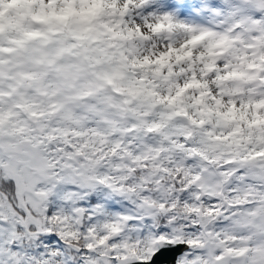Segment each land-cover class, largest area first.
Segmentation results:
<instances>
[{
	"label": "snow or ice",
	"instance_id": "6c2138e0",
	"mask_svg": "<svg viewBox=\"0 0 264 264\" xmlns=\"http://www.w3.org/2000/svg\"><path fill=\"white\" fill-rule=\"evenodd\" d=\"M167 7L169 21L193 9L227 19L221 50L264 18V0ZM50 94L24 93L7 133L0 100V264H264V102L245 105L252 119L234 102L218 126L184 121L169 138L154 117L120 122L106 96L78 107Z\"/></svg>",
	"mask_w": 264,
	"mask_h": 264
},
{
	"label": "clouds",
	"instance_id": "9594fccd",
	"mask_svg": "<svg viewBox=\"0 0 264 264\" xmlns=\"http://www.w3.org/2000/svg\"><path fill=\"white\" fill-rule=\"evenodd\" d=\"M182 2L184 0H0V51L7 57L10 48L37 45L46 40L49 52H63L61 58L40 65L45 70L44 77L30 81L24 93L32 87L49 100L55 99L52 92L75 96L78 107L93 101L99 103L98 97L82 93L78 81L72 77L76 73L92 76L103 72L104 91L100 97H112L117 102L113 111L120 122L135 119L138 124L134 127L147 125L148 118L153 116H145L139 109L142 100L155 93L156 113L186 109L199 120L198 112L210 109L212 115L204 117V125L215 121L218 126L217 112L227 116L234 102L237 112L248 103L242 95H221L225 88L217 81L221 73L228 75L227 64L220 63L225 56L219 55V49L209 51L215 42L213 37L221 36L220 29H225L229 21L210 14L197 16L196 9L178 19H165L169 12L176 11L167 5ZM244 32V38L249 41L244 45L249 49L246 54L255 55L251 49L264 47V18L247 25ZM193 42H197L195 48L191 47ZM214 55L216 70L206 71ZM32 67L29 62L23 71H31ZM0 82L4 89L0 96L4 105L2 127L7 133L18 119L15 107L27 102L24 93L17 89L9 91L11 85L6 78ZM169 96L175 103L169 102ZM202 97L203 102L198 104ZM161 99L168 103H160ZM217 100L221 102L219 108ZM260 102H264V97L253 101L254 104ZM245 111L249 118L256 114L255 107L245 108ZM261 115L264 116V111ZM184 121L192 124L190 119L182 117L172 121L154 119L152 122L157 127L164 124L154 134L169 138L185 135Z\"/></svg>",
	"mask_w": 264,
	"mask_h": 264
},
{
	"label": "rangeland",
	"instance_id": "374dc122",
	"mask_svg": "<svg viewBox=\"0 0 264 264\" xmlns=\"http://www.w3.org/2000/svg\"><path fill=\"white\" fill-rule=\"evenodd\" d=\"M243 36V35H241ZM241 36H237L236 38L232 39V41L236 42L238 46L240 45V39ZM249 41L245 40L244 44H248ZM47 41L42 40L37 45H24L23 47H17V48H10L8 51V55L5 60V65L3 66L4 71L8 74V77H16L18 83H22V80L25 81H34V80H40L45 75V70H43L40 65L47 63L48 60L52 59H59L63 56V52L61 51H55V52H49L46 48ZM243 44V45H244ZM261 51V48H259ZM264 52V47H263ZM11 58L14 59V61H22L20 68L17 64L11 63ZM204 57H201V60H203ZM256 59L250 60L248 63H245L246 65H252L254 64ZM264 60V54L263 57H261L258 61V63L255 65L256 68L251 73H248L247 71H240L241 65L239 64V68L236 65L233 69V75L231 76V79L225 80L223 82H220L219 80L217 83L225 88L224 93H233L234 95H242L244 100L248 101L255 100L257 97H264V77H261V71H264V64L261 63V61ZM31 62L33 67L31 71L25 72L23 71L24 66ZM61 71H64V69H61ZM28 74V75H26ZM68 73L65 72V75ZM89 77H99L96 80V84L91 90L90 85L86 83L85 81L89 79ZM105 78V73L99 72L94 73L92 76H89L87 74L82 73H76L72 78L76 79L78 81V88L81 89L82 93L87 94L88 96H94V97H100V94L104 91V84L103 80L99 81L100 78ZM195 83V81H193ZM86 84V86H85ZM86 90V91H85ZM155 93L149 94L151 105L158 107L157 103L153 99L155 97ZM233 95V96H234ZM171 96H169L170 98ZM161 101H163L161 99ZM160 103H168V102H161ZM109 104H113L115 106V100L112 103L111 97H108ZM174 107V106H173ZM181 110H171V111H165V112H159V113H150L149 116H153L155 119H160L161 121H172L175 120L181 116V113L185 112L186 116H184V119L191 121V123L195 122L196 125H203L206 123V120L204 119L205 116H211L212 113L208 111V109H205L203 113L198 112V115L201 117V119L197 120L195 117L191 116V113L187 111L186 109ZM185 110V111H184ZM240 112H245V108H241ZM146 116V114H144ZM249 117V116H248ZM254 118V117H252ZM249 118V119H252ZM164 127V124L162 123L159 127L156 126V131L159 132L161 128ZM245 132L248 133L249 129L245 126ZM264 133V130L262 129H256L254 130V134L259 138V136ZM176 136V135H173ZM177 137V136H176ZM179 138V137H177Z\"/></svg>",
	"mask_w": 264,
	"mask_h": 264
},
{
	"label": "bare ground",
	"instance_id": "6f19581e",
	"mask_svg": "<svg viewBox=\"0 0 264 264\" xmlns=\"http://www.w3.org/2000/svg\"><path fill=\"white\" fill-rule=\"evenodd\" d=\"M221 36H216L213 37L214 39V43L212 45V47L209 49V51H213L214 49H219V55L221 56H225L227 55L229 60H231L232 62L229 63L232 67V69L235 68V66L237 65L239 68V64L241 65V70L240 71H247L248 73H251L253 70L249 68V65H246L245 63H248L250 60H255L254 65H256L259 61V59L261 57H263V47H261V51L260 49H251L252 52L255 53V55H247L246 53L249 52V49L244 47V42H245V38L244 36H241L242 39H240V45L238 46V44L232 40L229 41V43L227 44L226 47H224L222 50L218 47V41L220 40ZM197 42H193V45H191V47L195 48L196 47ZM244 44V45H243ZM209 69H211V71L216 70L215 69V55L213 56V63L208 65V68L206 69V71H209Z\"/></svg>",
	"mask_w": 264,
	"mask_h": 264
},
{
	"label": "trees",
	"instance_id": "16d2710c",
	"mask_svg": "<svg viewBox=\"0 0 264 264\" xmlns=\"http://www.w3.org/2000/svg\"><path fill=\"white\" fill-rule=\"evenodd\" d=\"M0 45H2V42H0ZM5 60H6V57H5L4 53L2 51H0V81H4L5 78H6V82L9 85H11V88L9 89L10 92H11L12 89H17L19 92H21V91L25 92V88L29 84V82L21 79L22 83H20V82L18 83L16 77H8V74L3 69V66L5 65ZM21 62L22 61H20V60L19 61H14V59L11 58V63L12 64H17L20 68L22 67ZM97 78H99V77H89V79L85 81L86 83H88L90 85L89 88H91V90H93V88H94V86L96 84ZM103 79H105V78L101 77L99 79V81H101ZM85 86H86V84H85ZM31 90H33L32 87H28L27 88V92H29ZM132 94L133 95H137L136 92H133ZM111 99H112V103H113L114 99L112 97H111ZM150 101H151L150 98L142 100L141 108L139 109V111L144 113V114H146V116H149L150 113L151 114L154 113L155 109H157L156 106L154 107V106L151 105L152 101L151 102ZM117 106H118V104L115 101V107H117ZM145 109H147V111H145ZM181 111H183V110H181ZM181 116H182V118H184V116H186V113L185 112L181 113ZM203 125H201V126H203ZM156 129L157 128H155V131H156Z\"/></svg>",
	"mask_w": 264,
	"mask_h": 264
}]
</instances>
